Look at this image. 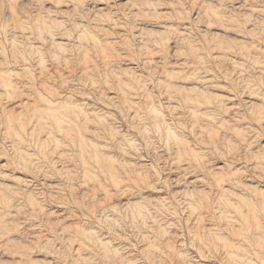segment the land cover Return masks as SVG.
Instances as JSON below:
<instances>
[{
    "label": "rangeland",
    "instance_id": "374dc122",
    "mask_svg": "<svg viewBox=\"0 0 264 264\" xmlns=\"http://www.w3.org/2000/svg\"><path fill=\"white\" fill-rule=\"evenodd\" d=\"M0 264H264V0H0Z\"/></svg>",
    "mask_w": 264,
    "mask_h": 264
}]
</instances>
